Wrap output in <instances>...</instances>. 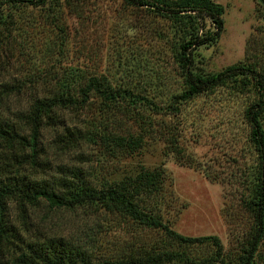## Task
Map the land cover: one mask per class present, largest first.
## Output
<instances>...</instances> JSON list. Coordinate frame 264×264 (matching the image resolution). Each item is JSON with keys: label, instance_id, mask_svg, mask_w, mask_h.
<instances>
[{"label": "rangeland", "instance_id": "obj_1", "mask_svg": "<svg viewBox=\"0 0 264 264\" xmlns=\"http://www.w3.org/2000/svg\"><path fill=\"white\" fill-rule=\"evenodd\" d=\"M213 1L223 6V30L195 51L192 70L207 76L242 65L264 74V0ZM8 12L11 18L0 20L1 122L27 131L24 119L34 99L61 91L70 74L75 85L102 77L137 101L109 103L92 94L79 109L56 108V121L43 119L34 163L20 164L23 152L0 144V181L24 178L58 186L61 177L80 170L99 188L158 170L164 202L155 206L162 222L183 236H216L225 262L236 264L253 226L242 203L258 172L244 117L257 98L253 81H229L179 103L180 111L172 113L168 106L184 89L175 59L181 36L173 20L123 0H47ZM199 24L212 27L207 18ZM68 131L76 139L68 141ZM119 137L139 141L128 148L114 143ZM8 206L9 220L25 241L64 237L83 245L94 263L158 247L183 251L197 262L216 253L210 240L171 242L160 228L89 204L67 209L41 200L28 207L25 231L15 201ZM253 264H264V235Z\"/></svg>", "mask_w": 264, "mask_h": 264}, {"label": "trees", "instance_id": "obj_2", "mask_svg": "<svg viewBox=\"0 0 264 264\" xmlns=\"http://www.w3.org/2000/svg\"><path fill=\"white\" fill-rule=\"evenodd\" d=\"M47 0H0V20L12 14L4 11L17 9L21 5H43ZM132 6H147L158 15L166 16L178 24L181 40L175 53L177 66L183 76L184 89L173 97L169 109L172 113L180 111L179 103L198 94L212 90L237 78L253 81L257 98L244 109V117L249 126V138L256 152L258 172L248 199L242 200L243 206L251 213L253 226L243 242L236 264H253V258L264 235V74L254 68L230 65L224 70L210 75H200L192 68L195 51L214 43L223 30V6L213 0H123ZM9 9V10H8ZM4 14V16L2 15ZM11 18V17H10ZM209 19L211 28L201 26L199 20ZM75 76L70 74L62 90L48 97L34 99L24 125L15 126L0 121V144L10 152L17 150L23 159L34 163L37 157L40 129L43 119L56 121L52 112L56 108L79 109L85 105L92 94L109 103L130 101L136 103L132 93L125 88H112L104 78L91 76L84 85H75ZM67 139L75 138L73 131L67 132ZM64 135L59 138L64 141ZM100 139L110 142L108 136ZM139 139V138H136ZM139 140L118 138L119 146L134 147ZM28 149L29 152H24ZM18 155V154H12ZM15 157V156H14ZM163 182L158 170H141L135 176H126L96 188L82 175L80 170L72 172L71 177L63 176L58 186L48 182L28 179L0 181V264H228L225 262L222 245L216 236L191 237L175 232L167 223L162 222L157 201L164 202ZM14 200L18 217L27 231L29 206H36L41 200L50 207L72 209L89 204L95 209L119 210L133 220L152 228H160L165 237L180 244L204 243L212 241L216 253L197 262L185 252L158 247L135 250L123 256L94 263L86 254L83 245L64 237H49L44 240L25 241L18 228L9 220V202ZM153 203V204H151Z\"/></svg>", "mask_w": 264, "mask_h": 264}]
</instances>
